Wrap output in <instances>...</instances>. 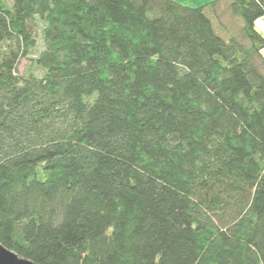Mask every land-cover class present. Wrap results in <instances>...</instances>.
Instances as JSON below:
<instances>
[{
  "label": "trees",
  "instance_id": "trees-1",
  "mask_svg": "<svg viewBox=\"0 0 264 264\" xmlns=\"http://www.w3.org/2000/svg\"><path fill=\"white\" fill-rule=\"evenodd\" d=\"M262 20L264 0H0V245L264 264Z\"/></svg>",
  "mask_w": 264,
  "mask_h": 264
},
{
  "label": "water",
  "instance_id": "water-1",
  "mask_svg": "<svg viewBox=\"0 0 264 264\" xmlns=\"http://www.w3.org/2000/svg\"><path fill=\"white\" fill-rule=\"evenodd\" d=\"M0 264H33L32 262L19 258L13 252L0 245Z\"/></svg>",
  "mask_w": 264,
  "mask_h": 264
},
{
  "label": "rangeland",
  "instance_id": "rangeland-1",
  "mask_svg": "<svg viewBox=\"0 0 264 264\" xmlns=\"http://www.w3.org/2000/svg\"><path fill=\"white\" fill-rule=\"evenodd\" d=\"M5 1H9V0H5ZM181 4H184V5H187V6H191V7H193V8H195L194 6H202V4H204V3H181ZM227 18V20L229 19L228 17H226ZM262 22H264V21H262ZM39 28H40V26H39V24H37L36 26H35V28H34V30H35V32H36V34H37V39H38V49H41L42 48V44L40 43V39H39V37H38V35H40V30H39ZM27 65V62L26 61H22L21 63H20V65H19V67H18V72L20 73V74H22L23 73V69H24V67Z\"/></svg>",
  "mask_w": 264,
  "mask_h": 264
},
{
  "label": "crops",
  "instance_id": "crops-1",
  "mask_svg": "<svg viewBox=\"0 0 264 264\" xmlns=\"http://www.w3.org/2000/svg\"><path fill=\"white\" fill-rule=\"evenodd\" d=\"M179 3H204L207 4L213 0H177ZM202 4V5H204ZM198 7V6H194ZM264 21V20H262ZM259 21L256 23V28L257 30L264 36V22ZM263 56H264V51H263Z\"/></svg>",
  "mask_w": 264,
  "mask_h": 264
}]
</instances>
